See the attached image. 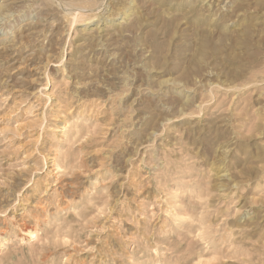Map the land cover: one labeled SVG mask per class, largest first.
<instances>
[{"label":"rangeland","instance_id":"1","mask_svg":"<svg viewBox=\"0 0 264 264\" xmlns=\"http://www.w3.org/2000/svg\"><path fill=\"white\" fill-rule=\"evenodd\" d=\"M0 264H264V0H0Z\"/></svg>","mask_w":264,"mask_h":264},{"label":"bare ground","instance_id":"2","mask_svg":"<svg viewBox=\"0 0 264 264\" xmlns=\"http://www.w3.org/2000/svg\"><path fill=\"white\" fill-rule=\"evenodd\" d=\"M74 17V16H73ZM75 17H76V15H75ZM89 17V16H88ZM77 18V17H76Z\"/></svg>","mask_w":264,"mask_h":264}]
</instances>
